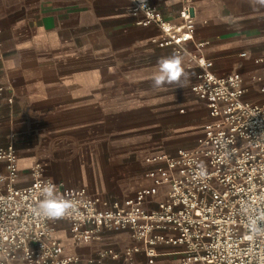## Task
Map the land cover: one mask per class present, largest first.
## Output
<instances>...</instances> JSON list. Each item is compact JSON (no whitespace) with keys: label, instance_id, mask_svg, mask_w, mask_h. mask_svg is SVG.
Segmentation results:
<instances>
[{"label":"crops","instance_id":"1","mask_svg":"<svg viewBox=\"0 0 264 264\" xmlns=\"http://www.w3.org/2000/svg\"><path fill=\"white\" fill-rule=\"evenodd\" d=\"M148 1L172 22L191 4L195 38L208 42L200 52L213 71L239 72L249 87L244 98L257 96L250 80L264 75V64L252 61L264 54V8L247 0ZM133 10L132 0H0V146L15 149L18 185L39 162L46 176L84 186L106 205L142 187L151 190L150 208L165 198L168 184L157 170L163 164L152 158L194 149L210 118L203 97L189 89L198 68L187 55L179 54L183 88H152L158 60L175 52L156 46L159 28L135 24ZM54 235L63 254L85 257L143 247L128 232L106 229L75 241L62 220ZM181 249L158 243L152 262L141 249L102 264H175Z\"/></svg>","mask_w":264,"mask_h":264},{"label":"built area","instance_id":"2","mask_svg":"<svg viewBox=\"0 0 264 264\" xmlns=\"http://www.w3.org/2000/svg\"><path fill=\"white\" fill-rule=\"evenodd\" d=\"M146 5L141 9L134 3L135 24L158 27L156 46L187 55L198 68L189 89L203 97L210 119L196 147L152 158L162 162L157 170L168 190L150 208L145 205L151 195L146 187L106 205L84 186L64 187L46 176L39 162L28 168V182L18 185L15 149L12 144L0 146V264H102L105 258L129 259L141 249L152 262L158 243L182 246L175 264H264V234H253L248 226L251 217L264 211V75L251 76L257 96L245 99L249 87L241 74H216L212 61L200 52L208 42L195 38L191 4L178 10V22L164 19L148 0ZM252 61L264 64V54ZM201 163L207 169L204 177L198 175ZM49 184L58 198L73 204L63 218L34 213ZM60 220L75 241L97 238L106 229L128 232L143 247L100 249L94 257L63 254L54 235Z\"/></svg>","mask_w":264,"mask_h":264},{"label":"clouds","instance_id":"3","mask_svg":"<svg viewBox=\"0 0 264 264\" xmlns=\"http://www.w3.org/2000/svg\"><path fill=\"white\" fill-rule=\"evenodd\" d=\"M134 3H139V8L146 7V0H133ZM250 6H259L264 8V0H247ZM183 57L179 54H172L167 57H162L158 60L157 66L151 77V86L154 90H162L166 85H177L178 88H183L182 80L187 79V74L183 69ZM206 166L201 163L199 165L198 175L206 176ZM43 198L40 200L34 213L37 216H44L48 219H60L67 215L72 210L73 204L71 200L66 198H58L55 194L54 185H46L42 189ZM250 231L253 234H264V211L258 216L251 217L248 222Z\"/></svg>","mask_w":264,"mask_h":264}]
</instances>
